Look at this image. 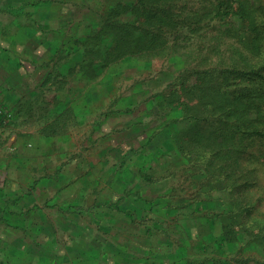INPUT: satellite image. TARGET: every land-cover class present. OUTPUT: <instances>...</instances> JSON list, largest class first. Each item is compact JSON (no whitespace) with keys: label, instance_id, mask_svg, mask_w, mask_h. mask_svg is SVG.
<instances>
[{"label":"trees","instance_id":"1","mask_svg":"<svg viewBox=\"0 0 264 264\" xmlns=\"http://www.w3.org/2000/svg\"><path fill=\"white\" fill-rule=\"evenodd\" d=\"M100 1L102 10L93 20H86L79 39H63L61 45H53L52 32L57 29L45 32L50 34L46 37L34 24L28 27L42 33L36 41L45 50L41 61L47 64L57 54L76 53L79 46L78 58L69 61V66H78L79 72H86L91 80L101 79L102 89L134 70L137 80L129 93L137 94L132 91L134 85L138 92L152 91L140 101L135 100L132 109L113 110L115 118L146 115L152 110V102L159 110L153 114L155 124L133 123L136 137L131 136V126L121 130L130 131L125 135L129 139L145 140L153 151L163 144L168 161L160 154L153 166L157 165L160 172L163 167L165 175L173 174L170 167L182 166L187 190L192 191L187 197L183 195L185 189L179 190L176 202L173 199L177 194L168 192L169 199L155 205L164 206V212L178 213L183 208L190 212L188 207L197 203L190 212L195 213L191 216L197 222L192 237L205 242L207 253H214L211 248L215 244L221 254L230 252L229 246L237 244L239 234L246 236L247 244L253 241L264 245V0ZM16 4L19 13L30 16L34 8L59 2L17 0ZM16 36V44H21L24 37L25 42L33 39L19 32ZM68 43L72 45L64 49ZM34 51L32 56L37 59L39 53ZM51 52L55 57L48 60ZM145 69H160L164 77L161 88L151 87L160 82V73L155 79L143 78ZM52 75L64 77L60 69L52 70ZM64 95L69 97L70 93ZM69 109L56 114V128L71 122L74 108ZM160 172L151 176L152 182L163 184L158 178ZM145 182L141 183L151 185ZM233 185L240 190L237 196L233 195ZM221 191L230 196L224 208L218 210L210 203ZM221 254H212L197 264H264V259L243 258L236 256L238 252L230 260ZM184 264L190 263L184 260Z\"/></svg>","mask_w":264,"mask_h":264},{"label":"rangeland","instance_id":"2","mask_svg":"<svg viewBox=\"0 0 264 264\" xmlns=\"http://www.w3.org/2000/svg\"><path fill=\"white\" fill-rule=\"evenodd\" d=\"M56 1H58L59 4H52L49 6L42 5L37 9L34 8L33 10L35 11L30 13L29 16V14L25 12H18L19 10L16 4L17 0H0L1 75L4 73V66H1L2 62L11 61L14 58L9 51L10 49L7 43V39L5 38L13 31V33L15 34L16 32H19V34H26V36L28 37L32 36L33 39L31 40V46L35 47L36 41L38 40L37 38H40V34L42 35V33H45L47 31L52 32L53 29H57L56 32H52V36H55L53 45H61V41L63 39H73V37L79 39V33H82V31L85 30L84 25L86 24V20H93L98 14V11L102 10L101 8H103L102 4H98V0ZM106 1L108 0H101L100 2L104 4ZM87 4L91 5V9L87 7ZM32 15H34L33 18H35L33 21L30 19L32 18ZM33 24L34 27H36V29H40L42 33H40V30L39 32H34L33 30H31V28H28L32 27ZM36 25H38L39 27H37ZM49 35V33H45L46 37H48ZM44 44L46 43L44 42ZM71 45V43L66 44L64 49H69ZM39 49L43 52L45 51L41 48ZM80 49L81 48L77 46V49H75L77 50L76 53L72 52L67 55L65 53H62V56L60 54H57V59H53L55 61L54 63H52L51 67H49L50 62L45 64V66H41V69L44 68V70H48L49 68H51V70L53 71H57L58 69L63 70L64 77H57L54 75V77L45 80L44 92H42V90L40 89L39 92L34 93L30 99L22 98L20 103H18L15 108L17 110L21 109V111L31 110V108H33V111H35L36 114H39V116L41 117L46 112L53 114V110L55 111V113H61L69 108H74L75 110L76 108L81 109L80 111L82 120L87 122L84 125L86 128L82 127L80 131H82L83 136L85 135L86 138L91 134V131H87V125H89V121L87 119L88 114H86L88 111L87 109L96 108L100 110L101 123L100 117L93 118L91 115H89L91 117L90 122H92V120H95L94 128L96 131L95 134L90 135L89 138L90 140H92L95 137V140H99L98 142H100L99 147H95L94 151H92L93 154L102 156L101 163L94 164V166H100V168L98 167L100 173L98 172L99 175H93L94 177L98 176L95 182L101 183L99 189V198L98 196H95V199H97V202L99 203L95 207H92L91 204H88V202L83 207L82 205L77 207L74 206L75 201H72V209L84 210L81 212L78 211V213L73 212L74 215H72V213H66L64 210H61V208L64 207L62 203H65L66 200L61 198V196L59 198L57 197V195L55 196L53 194L52 197L50 196L48 199L46 198L45 201L37 202L39 206L38 209H41L40 212H25L28 218H30L31 216L30 220L28 221H24L17 217L18 215L23 214L24 211L22 212V210L31 207V204L33 202L27 200L25 202L21 201L20 205L19 203H16V227H0V264H73L74 262L77 264V257H79L77 255L78 245L72 242L73 237L77 238L83 233V226H80L81 228L78 227V225H76V221H78L79 224L84 225L86 224L85 220H110L114 219L115 215H117L116 219L120 223H123L121 222V219H124L122 220L124 222L131 220V218L136 219L134 222V228L125 227L126 229H124L123 227L122 229H120V227H118V235L122 236L124 235V232L132 234L134 237L142 235L149 237V245L151 243V240H155L160 244L157 253L158 255H164L162 264H184V260L188 261L190 264H197L201 263L203 260H206L212 254L220 255V248L217 244L213 245V247L211 248V250H214V253H207V251H209V248L207 249L206 247L207 251H204L205 242L195 236L192 237V235H194L195 233V223L197 222L193 221L192 219V216L195 215V213L190 212L192 211V208H196L197 203H194L190 207H188L190 212H186V209L183 208L184 206H182L181 208H183V210L178 213L175 212L176 214L173 211L164 212V206L155 205L156 202H165L166 200H168L169 198L167 197H170L169 195H167L168 192L177 194L176 199L173 200L175 202L178 201L180 197L179 192L181 191V189H185L183 190V195L190 197L189 195L192 191H190V189L189 191L187 190L188 183L185 182V178L181 180L178 176H171L168 182L158 184L157 188H154V191L151 188L152 186L147 187L141 183L142 180H146L145 183H151V185L154 186L157 184L156 182H152L151 180H153L152 178L159 174L160 170L157 169V165L153 166V163L157 161V158H160V154H162V156H164V158L167 160L169 153L168 150H165V148L163 150V144H161L160 148H157V150L153 151L148 146L144 147V144L142 145L140 144V142H137L139 140L138 138H136L134 142H128L129 138H127L125 135L131 131V135L135 136V133L133 132L135 130V126H133V123H136V125L139 123H147L146 126H152L153 124H155L153 122V114H155L156 111H159L157 107L154 106L151 102L150 106L152 108L149 109L152 110L150 112L147 111L146 115H142V113H135L134 116H123L122 119L120 121L118 120V122L116 123L115 112L113 110L132 109L131 106L133 105L132 103L135 100L140 101L141 98L146 97V95L151 93L152 90L147 89L146 91L141 93V89L140 92H138V88H136L137 86L134 85V89L132 91H135L137 94L132 95L129 93V87L134 84L135 80H137L136 73H134V70L132 69L131 71L126 72L124 78H121L120 81L111 83L109 87H107V89L105 86L104 89H102L100 86L101 79L91 80L90 77L87 76L86 72L83 75L79 72L80 70L77 67H74L73 69L70 67L72 65L70 62H72L73 59L78 58L77 56L80 53ZM43 52L38 54L39 59H42ZM51 53L52 54H47L48 60H52V58L55 57L54 53ZM159 70L160 69H145L141 77L155 79L156 74L160 73ZM77 72H79V75L76 74ZM158 77H161V79L159 78L160 82L158 83V85L156 83H153L154 86H151L153 90L161 88L164 84V77L161 75V73L158 75ZM0 91H2L1 88ZM72 92H79L82 97L79 96L80 98L78 100L75 101L74 98L72 102H69L68 95H64V93ZM52 93H56L55 96L57 97H53L49 101L43 99L42 94L47 96V94ZM87 93H90L91 95ZM148 103L149 102H147V104ZM103 112L108 113L107 115H104L106 113ZM72 114L73 113H71V118ZM45 116L46 117L43 118H48L46 114ZM103 118H105V120H102ZM98 120L100 124L98 123ZM68 123L71 124V122ZM125 126H131V130H121ZM65 127H67V125H65L64 128ZM96 127H98V130L96 129ZM137 128L141 130L143 129V126H136V129ZM58 129L59 130L56 133L59 135L66 134L68 132L66 131V129L61 132L62 129L60 128V125ZM68 129L70 131L72 127L69 126ZM40 134H42V132ZM40 134L38 133L36 136H34L36 139L34 140L36 141L35 145L40 144L39 140L42 139ZM70 134L72 135V138H74L77 133L74 129V132ZM108 134L112 136L116 141L125 139L127 140V143L124 144V146H121L123 145V142L121 145H119V142H117L115 143V146H110L107 142L106 144L108 145H105L104 142L106 141L114 143L112 140L105 139L108 137ZM58 138L59 136L56 139ZM6 140L7 136H1L0 145L5 143ZM81 140L83 139L81 138ZM73 141H75V138ZM53 143L54 144L51 145L48 140V142L46 143L47 145L45 146L48 147L50 145L52 151L59 152L61 150V145H59L60 143ZM156 152H159V154H157ZM105 158L107 159L105 160ZM81 161V166L85 168L87 166L86 159ZM181 167L182 166H172L170 168L172 169L174 175H182ZM28 171H30V169H28ZM40 171L43 172V169H40ZM56 175L53 176L56 177ZM17 176L18 177L16 178V180H12L10 182L11 184L13 182V185L10 184L8 185V187H16L14 189L20 190L21 194L23 193L22 195H25V192L28 189L34 190V182L29 181V175H25L23 173L22 175ZM35 176L45 175H33V178H35ZM83 181H86V179ZM6 183L8 184V181H6ZM81 188L82 190L84 189V187ZM232 189L234 192L233 195L237 196L240 190L237 189L236 185H233ZM121 190H124V193H120ZM173 190H175V192ZM161 191L166 192V194L162 195ZM154 194H157V196L153 197L152 195ZM216 195L218 197H215ZM216 195H214V198L210 203L212 204L211 207H217L218 210L223 209V204L225 205L228 202L230 195L228 192L222 191L217 192ZM17 199H22V197H18ZM124 199L127 200L125 201V203L121 204L120 202ZM140 202L142 203L140 204ZM68 203L70 204L71 201H69ZM208 206L210 205L208 204ZM121 207L129 208L122 209ZM134 207H139V209L136 210L134 209ZM95 208L97 209V211H93ZM121 210L124 211L116 213V211ZM39 214L48 215L49 218L47 219L46 217H44L42 218L43 221H45L46 224H53L54 226H44L43 224H45V222L40 221L39 223H35L33 222V220H31L33 217H37L39 219ZM67 214L68 216L70 215V218L73 219L74 223H72L70 219L69 222H64L65 219L61 216H66ZM2 216L0 220L5 221L4 217L2 218ZM65 223L69 226H73H66ZM97 225L101 226L104 224L102 222H98ZM202 227L204 228L205 225L202 224ZM88 230L89 229H87V231ZM90 232H93L97 236H101V239H98V241L100 243V247H102V244L104 245V242L107 240L104 237H108L109 226L107 225L105 227L102 226L98 228L95 227V225H92ZM237 240V244L232 243L229 246L230 252H222V257H225L229 260L232 259V257L236 256H240L243 258L247 256H254L258 259H264V245L253 241L247 244L245 242L247 241V238L242 234H239ZM102 250L103 249H101V251ZM237 252L238 255H236ZM140 255L141 254H139L138 256ZM130 256H133V258L136 260L137 256H135V254ZM118 258H121V255L118 256ZM132 264H135V262H133Z\"/></svg>","mask_w":264,"mask_h":264},{"label":"crops","instance_id":"3","mask_svg":"<svg viewBox=\"0 0 264 264\" xmlns=\"http://www.w3.org/2000/svg\"><path fill=\"white\" fill-rule=\"evenodd\" d=\"M13 32L7 35L5 38L7 39L10 49L9 51L14 58L8 62H2L1 66H4V73L2 75L0 74V88L2 90L0 91V96H3L0 97V102L8 106L14 113L9 129L5 131L3 135L7 136V140L5 143L0 145V219L2 215V218L4 217L5 219V221L0 220V227L14 228L16 227V203H19L20 205L21 201L25 202L30 200L33 202L31 207L22 210V212L24 211L23 214L18 215L17 217L24 221H28L31 218V216L28 218L25 212H40L41 209H38L39 206L37 202H43L46 200V198L48 199L50 196L52 197L53 194L55 196L57 195L59 198L61 196V198L66 200L65 203H62L63 201L59 202L64 206L61 208V210H64L66 213H72V215H74L73 212L78 213V211H84L82 209H72V201H75L74 206L77 207L80 205L83 207L87 202L88 204H91L92 207H95L99 203L97 202L98 200L95 199V196H98L99 198V189L101 183L95 182L98 176L94 177L93 175H99L100 172L98 167L100 168V166H94V164L101 163L102 156L93 154L94 148H98L100 145V142H98L99 140H95V137L92 140L89 138L90 135H93L96 132L94 128L95 120L90 122L91 117L89 115H91L93 118L100 117L101 123V113L99 109H87L88 111L86 114H88L87 119L89 121V125H87V131H91V134L86 138L85 135L83 136L82 131H80L82 127L86 128L84 125L87 122L82 120L80 111L81 109H74L75 111L72 115L71 124L67 123V127H62L61 132L66 129V131L69 133L67 132L66 134L62 133L63 135H59L56 133L57 131H55V129H58L55 126V120L57 117L56 114L58 113H55L54 110L53 114L46 112L45 114L48 116V118L45 119L43 118L46 117L45 114L41 117L39 114H36V112L33 111V108L26 111H21V109L17 110L15 108L17 104L20 103L22 98L30 99L31 96L34 93L39 92L40 89L42 92H44L45 80H48V77L52 78L53 75L51 68L48 70H44V68L41 69V66H45V63H43L39 58L34 59L32 56V50H35L34 53L38 51L40 54L43 51L38 49H43V47L35 45V47L38 46L36 48L37 50L32 49L30 47L31 43L29 41L25 42V40H27L25 37L20 39L21 44H16L18 37ZM12 37L15 38L13 39ZM28 51H31L29 55L26 54ZM54 61L55 60L50 62L49 67L52 66ZM55 95L56 93L47 94V96L42 94L43 99L48 101L53 97H57ZM79 96L82 97L79 92H72L70 93L69 98L71 101H73L75 98L76 101L80 98ZM115 120L117 123L118 120L120 121L121 119L115 118ZM69 126L72 127L70 131L68 129ZM74 129L77 133L74 137L75 141H73L74 138H72V135L70 134L74 132ZM96 129L98 130V127H96ZM130 129L131 127L129 130ZM41 132L42 134H40ZM38 133L42 139L39 140L40 144L35 145L36 141L34 140L36 139L34 136H36ZM58 136L59 138L56 139ZM81 138L83 140H81ZM105 139H109L114 142H104L105 145L109 144L110 146H115V143L117 142H119V145H121L123 142V145L121 146H124V144L127 143V140L125 139L116 141L109 134ZM48 140L51 145L54 144L53 142H56V144L59 142V145H61V150L59 152H54L51 150L50 145L48 147L45 146L47 145L46 143ZM134 140L135 139H129L128 142H134ZM107 142L108 144H106ZM137 142H140L142 145L144 144V147L148 146L145 140L139 139ZM85 159L87 166L83 168L81 166V160ZM106 159L107 158H105V160ZM28 169H30V171H28ZM40 169H43V172H41ZM161 170V174L158 176V178L163 183L166 180L168 182L171 176H178L181 180L185 178L184 175H173L174 173L172 175H165L166 172L164 173L163 167ZM23 173L25 175H29V181L34 182V190H26L25 195H22L23 193L21 194L20 190L14 189L16 187H8L12 180H16L18 177L17 175H22ZM33 175L45 176H35V178H33ZM53 175H56V177ZM85 179L88 182L83 181ZM6 181H8V184ZM158 184L160 183H157L155 186L150 185L152 186L151 188L153 191L154 188H157ZM11 185H13V182ZM80 186L84 187V189L82 190ZM120 193H124V190H121ZM161 193L162 195L166 194L164 191H161ZM152 196L156 197L157 194ZM18 197H22V199H17ZM126 200L127 199H124L120 203L123 204ZM69 201H71L70 204L68 203ZM121 208L125 209L129 207ZM134 209L138 210L139 207H134ZM95 210L97 211L96 208L93 211ZM123 211L124 210L116 211V213ZM116 216L117 215H115L114 219L110 220H85L86 224L84 225H81L78 223V221H76V225H78V227L83 226V233L77 238L73 237L72 242L78 245L77 255L79 257H77V264H132L133 262H135V264H162L164 255H158L157 253L160 244L155 240H151L149 245V237L142 235L134 237L132 234L127 232H124V235L122 236L118 235V227H120V229L123 227L126 229L125 227L134 228L135 225L134 220L132 219L125 222L122 221L124 219H121V222L123 223H120L117 221ZM39 217V219L37 217H33L31 220H33L35 223H39L40 221L45 222L42 218H49L48 215L41 214H39ZM61 217L65 219L64 222H69L70 219L72 223H74L73 219L70 218V215L68 216V214L66 216L62 215ZM98 222H102L104 225L98 226ZM43 225L52 226L53 224H46L45 222ZM65 225L69 226L66 223ZM92 225H95V227L98 228L102 226L105 227L107 225L109 226L108 237L103 236L107 240L104 242V245L102 244V247H100V243L98 241V239H101V236H97L93 232H90ZM72 226L73 225L69 227ZM87 229L89 230L87 231ZM101 249L103 250L101 251ZM132 253L137 256L136 260L133 258V256H130L133 255ZM118 254L121 255V258H118V256H120ZM139 254L141 255L138 256ZM73 264L76 263L74 262Z\"/></svg>","mask_w":264,"mask_h":264},{"label":"built area","instance_id":"4","mask_svg":"<svg viewBox=\"0 0 264 264\" xmlns=\"http://www.w3.org/2000/svg\"><path fill=\"white\" fill-rule=\"evenodd\" d=\"M13 111L6 105L0 102V137L4 135L10 127L13 120ZM11 150V147H10Z\"/></svg>","mask_w":264,"mask_h":264}]
</instances>
